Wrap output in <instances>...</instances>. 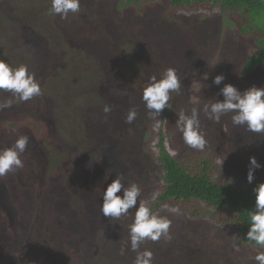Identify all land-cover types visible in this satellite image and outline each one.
<instances>
[{
	"label": "rangeland",
	"instance_id": "374dc122",
	"mask_svg": "<svg viewBox=\"0 0 264 264\" xmlns=\"http://www.w3.org/2000/svg\"><path fill=\"white\" fill-rule=\"evenodd\" d=\"M160 1L147 7L145 16L144 11L140 15L132 8L120 12L116 7H101L94 2L95 7L92 3L82 4L79 14L61 19L59 15H48L50 0H0V59L11 61L13 66L28 64L42 86L40 97L0 109V115L13 118L29 108L41 114L49 124L55 146H38L30 137L28 144L39 155L48 151L51 160H57L60 154L61 166L50 167L48 162L54 180L63 173L72 177L73 172H80L83 166H77L76 161L81 157L95 169L97 181L110 184L121 173L125 185L138 183L142 188L140 198L151 204L162 185V167L155 159L162 136L167 151L179 161L193 164L199 157H211L218 166L215 178L219 182H246L250 157H255L261 167L255 169L253 181L264 183V134L233 125V113H226L216 123L200 112L201 128L208 141L203 151L188 147L176 124L179 112L190 113L194 106L190 103L192 95H199L200 104L195 106L202 109L206 103L223 100L220 89L224 84L241 91L253 85L264 87V69L245 79L239 76L240 66L255 46L254 40L239 35L242 20L237 14L212 18L204 11L176 12L167 0ZM168 18L178 21L169 24ZM169 67L177 70L181 90L171 93L169 107L153 121L151 129L142 101L144 85L149 76L159 78ZM205 73L207 80L202 78ZM218 74L225 76L221 85L212 83ZM194 79L203 84L198 94L190 87ZM105 104L112 106L108 114L103 112ZM131 107H136L138 115L127 124L125 116ZM53 186L58 188L60 184ZM96 188L101 193L92 197L90 217L82 221V229L69 230L74 237L64 231L49 242L60 250L69 249L70 242L76 240L82 245V264H134L137 253L131 250L129 237L134 216L123 227L104 217L99 211L106 187L91 189ZM21 209L18 213L24 219L33 214L27 204ZM129 212L135 215V209ZM155 213L171 221V238L146 240L141 245L140 251L153 252L152 264H259L254 257L262 250L232 247L237 234L218 228L209 216L191 217L178 203L164 205ZM16 217L22 220L18 221L20 225L28 227L26 221ZM210 235L213 239L205 241ZM30 237L31 245L37 242L36 231ZM0 239V252L14 260L17 246L8 237ZM216 239L223 245L219 250L214 246ZM36 261L28 256L13 264H39Z\"/></svg>",
	"mask_w": 264,
	"mask_h": 264
},
{
	"label": "trees",
	"instance_id": "16d2710c",
	"mask_svg": "<svg viewBox=\"0 0 264 264\" xmlns=\"http://www.w3.org/2000/svg\"><path fill=\"white\" fill-rule=\"evenodd\" d=\"M94 2H99L98 6L101 7H116V10L120 12L132 8L140 15V11H144L145 16L147 7L160 4L161 1L81 0V5L86 3L91 5L92 3V6L95 7ZM167 2L176 12L198 13L204 11L213 15L212 18L216 15H239L242 20V25L238 30L239 35L246 39H253L255 44L251 54L247 55L245 62L240 66L239 76L241 79H245L258 69H264V0H167ZM213 20L215 19H211V21ZM176 21L178 20L173 21L168 18L166 23L173 24ZM0 93L3 95L0 98V104H2L11 93L3 90H0ZM30 109H26L13 118H8L5 114L0 115V135H2L0 136V149L11 146L20 135H27L35 140L38 146L44 143L50 144L49 147L54 148L49 124L37 110L31 111ZM162 116L161 114L160 117ZM147 118H149L147 123L151 125L152 129L155 120L149 116ZM7 135L10 136V139L13 138L9 140L5 137ZM158 146L159 156L155 159L162 167L163 176L161 189L155 200L149 204L154 213L164 205L181 204L191 217L209 216L212 222L218 225V228H222L223 231L235 232L237 240L232 247L234 245V248L254 246L264 251V248L245 239L249 227L247 212L254 210L256 200L254 188L263 183L261 180H254L252 183L246 180L243 182V179H240L238 183L219 182L215 178L218 166L214 164L211 157H199L195 163L190 164L172 156L163 144L162 136ZM36 150L35 147L28 144L22 156L23 169L0 177V187L3 189L0 191V236L5 239L8 237L11 239L10 242L18 248L14 260L6 259L0 252V264H13L28 256L37 260L36 262L39 264H82V259H80L82 245L79 242L72 241L69 249L61 247L60 250H57L56 245L49 241H53L52 237L57 234L62 233L63 235L64 231L74 237V234L69 230L82 229V221L90 217L89 209L93 203L91 202L92 197L101 193L97 191V188L94 190L91 188L97 185L107 187L109 183L97 181L99 175L94 168L92 169V165L90 168L86 164L87 160L81 157L76 161L77 166H83V169L79 170L80 172L75 174L73 172L71 178L69 174L63 173L61 177L54 180L48 172V162L50 161V167L57 164L61 166L58 160L60 154L57 160H51L48 159V151L39 155ZM54 153L55 151H53ZM235 179L237 180L236 175ZM53 183L60 184V187L56 188ZM84 196L88 197L87 201L83 200ZM12 197L17 200L13 202ZM139 199L141 198L139 197ZM23 204H27L31 208L33 214L30 218L24 219L18 213ZM58 206L63 208L58 209ZM16 214L28 223L27 228L18 223L22 220H18ZM133 216L129 212L127 216H121L113 222L118 227H123L124 222H132ZM59 222H61L60 226ZM35 231L37 232V242H33L31 245L29 243L30 235L32 233L35 235ZM211 238L213 239V236H207L205 241ZM214 246L219 250L218 247L223 245L219 239H216Z\"/></svg>",
	"mask_w": 264,
	"mask_h": 264
},
{
	"label": "clouds",
	"instance_id": "9594fccd",
	"mask_svg": "<svg viewBox=\"0 0 264 264\" xmlns=\"http://www.w3.org/2000/svg\"><path fill=\"white\" fill-rule=\"evenodd\" d=\"M81 11V0H50L48 15H59L61 19H68L70 15L76 16ZM204 80L208 74H203ZM225 80L223 74H218L212 79L215 85H221ZM182 81L173 67H169L160 74L148 77L142 93V101L148 110L149 116L158 120L168 102L171 93H179ZM202 83L193 80L191 90L195 93L202 91ZM0 90L10 92L11 98L0 104V109L11 108L13 104H19L33 100L42 95L41 81L35 72L31 71L28 64L21 63L13 66L11 61L0 59ZM223 100L216 99L215 102L206 103L202 109L195 105L200 104L199 95L190 96V103L194 106L190 113L181 110L176 121L177 127L182 133L184 143L195 150L203 151L208 141L206 133L201 128L200 112L202 111L210 120L219 123L221 117L226 113H233L231 120L235 126H244L250 132L264 134V87L255 85L241 91L236 86L228 83L220 89ZM111 105L105 104L103 112L110 113ZM138 115L136 107H131L126 116L125 123L132 124ZM29 143L27 135L18 136L11 146L0 149V177L23 169L22 156ZM261 165L255 157H250V167L247 173V181L252 183L255 169ZM142 188L132 182L125 185L124 176L117 173L103 192L102 205L100 208L104 217L118 220L121 216H127L130 209H135L134 221L129 226V237L131 250L136 252L134 264H152L153 252L140 247L146 240L158 241L161 237L170 239L169 229L171 221L167 217L154 213L146 200H139ZM256 193L254 210L247 212L249 221L248 231L245 239L254 242L257 246L264 248V183L254 188ZM118 193H121L118 195ZM235 247V245H234ZM254 259L259 264H264V251L259 252Z\"/></svg>",
	"mask_w": 264,
	"mask_h": 264
}]
</instances>
